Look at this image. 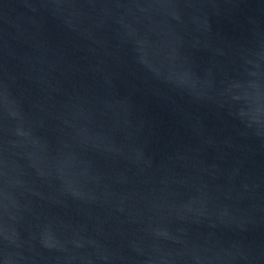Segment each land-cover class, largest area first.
I'll use <instances>...</instances> for the list:
<instances>
[{"label": "water", "instance_id": "water-1", "mask_svg": "<svg viewBox=\"0 0 264 264\" xmlns=\"http://www.w3.org/2000/svg\"><path fill=\"white\" fill-rule=\"evenodd\" d=\"M0 264H264V0H0Z\"/></svg>", "mask_w": 264, "mask_h": 264}]
</instances>
